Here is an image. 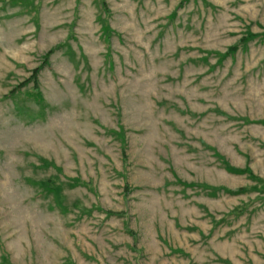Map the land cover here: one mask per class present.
Listing matches in <instances>:
<instances>
[{
  "label": "rangeland",
  "instance_id": "374dc122",
  "mask_svg": "<svg viewBox=\"0 0 264 264\" xmlns=\"http://www.w3.org/2000/svg\"><path fill=\"white\" fill-rule=\"evenodd\" d=\"M261 122L264 0H0V264H264Z\"/></svg>",
  "mask_w": 264,
  "mask_h": 264
},
{
  "label": "trees",
  "instance_id": "16d2710c",
  "mask_svg": "<svg viewBox=\"0 0 264 264\" xmlns=\"http://www.w3.org/2000/svg\"><path fill=\"white\" fill-rule=\"evenodd\" d=\"M230 52H234V49H233V50H230ZM36 73H37V70L33 71L32 75H31V77H30V79H29L28 81H32L33 83H35V82H36V78H35ZM28 81H26V83H27ZM22 85H23V84H21V86H22ZM21 86H19V87H21ZM19 87H18V88H19ZM18 88H17V89H18ZM33 96H34V97H37V94H35V95L33 94ZM261 124L264 125V122H261ZM49 188H50V187H49ZM50 190L54 192L53 189L50 188Z\"/></svg>",
  "mask_w": 264,
  "mask_h": 264
}]
</instances>
